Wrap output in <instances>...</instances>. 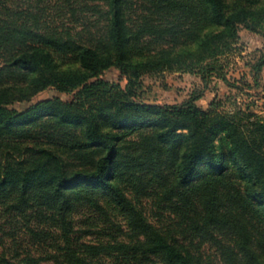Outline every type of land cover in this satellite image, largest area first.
<instances>
[{
	"label": "trees",
	"instance_id": "obj_1",
	"mask_svg": "<svg viewBox=\"0 0 264 264\" xmlns=\"http://www.w3.org/2000/svg\"><path fill=\"white\" fill-rule=\"evenodd\" d=\"M263 23L264 0H0V264H264V120L198 106ZM165 72L203 86L145 102L142 78ZM49 88L73 97L18 107Z\"/></svg>",
	"mask_w": 264,
	"mask_h": 264
},
{
	"label": "rangeland",
	"instance_id": "obj_2",
	"mask_svg": "<svg viewBox=\"0 0 264 264\" xmlns=\"http://www.w3.org/2000/svg\"><path fill=\"white\" fill-rule=\"evenodd\" d=\"M239 40L235 44L232 52L220 59L224 66L228 80L231 86L226 85L222 80L213 78L210 81V87L205 97L198 102V106L208 109L209 105L216 98L222 102L223 109L228 112H235L237 107L248 110L264 120V67L262 68L259 84L255 81L254 66L259 58L264 54V23L256 33L250 32L245 28H240ZM103 80L115 82L125 88L127 81L119 70L113 68L105 72ZM203 84L198 75L188 73H158L145 75L140 83L137 93L145 102L160 105H174L185 101L195 90H200ZM72 95L60 93L55 88H49L32 99L29 104L19 105L25 108L30 104H35L45 100L61 99L69 101ZM144 212L147 218L157 226H165L175 221V217L165 213L163 217L158 216L155 202L151 198L142 200ZM95 215L83 211L78 215L77 222L79 228L88 230H100L103 227L102 222H96ZM119 222H123L119 217ZM97 232V231H96ZM102 235H85L83 241L96 244L107 241L108 230L101 231ZM207 256L216 259L217 254L213 248L208 245L202 247ZM108 264H113L112 261Z\"/></svg>",
	"mask_w": 264,
	"mask_h": 264
}]
</instances>
